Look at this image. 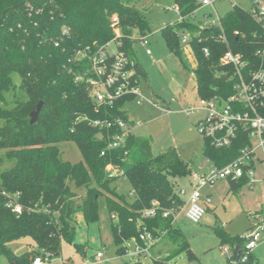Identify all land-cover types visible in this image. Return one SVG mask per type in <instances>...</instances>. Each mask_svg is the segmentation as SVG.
Segmentation results:
<instances>
[{
	"label": "trees",
	"instance_id": "trees-1",
	"mask_svg": "<svg viewBox=\"0 0 264 264\" xmlns=\"http://www.w3.org/2000/svg\"><path fill=\"white\" fill-rule=\"evenodd\" d=\"M136 1L0 0V188L21 207L20 214L12 213L6 208L8 198L0 195V257L9 264H32L42 252L51 259L58 257L61 242L73 239L78 215L87 225L97 222L100 195L106 199L116 256H123L126 244L139 243V235L146 230L158 241L167 237L174 246L164 257L152 258V264H174L181 255L188 261L197 260L174 224V215L183 205L174 181L189 176V165L174 148L153 155L149 140L131 135L124 148H109L111 132L90 122L119 118L130 123L124 105L134 97L122 98L111 108L97 109L88 87L75 82L76 66L68 63L76 50L101 46L115 38L112 18L120 28V50L129 57L132 31L142 35L149 32ZM172 1L180 20L164 28L162 35L183 69H187L181 51L184 47L177 33L185 30L190 35L188 45L197 63L192 73L200 100L227 101L233 96L232 68L220 64L226 50L264 69V56L254 55L264 32L248 11L235 5L219 18V26L202 27L190 23L201 7L198 0ZM63 28L69 29V35L54 47ZM134 68L139 79H145L138 63L134 62ZM38 102H42L41 111L37 122L30 125L29 115ZM239 137L241 140L225 149H215L204 141L203 156L213 166L223 167L247 144L245 133ZM68 142L80 152L77 164L60 158L59 146ZM114 170L122 174L111 175ZM118 177L129 181L133 201H127L111 186ZM245 181L229 182L227 193L239 190ZM152 202L157 204L156 216L143 218V211ZM162 212L169 215L163 218ZM14 241H25L29 249L15 255L8 246ZM243 242L232 241V246L241 247L235 264H251L248 254L241 261L245 256ZM75 245L79 252H85V246ZM232 260L231 256L230 264Z\"/></svg>",
	"mask_w": 264,
	"mask_h": 264
},
{
	"label": "rangeland",
	"instance_id": "rangeland-1",
	"mask_svg": "<svg viewBox=\"0 0 264 264\" xmlns=\"http://www.w3.org/2000/svg\"><path fill=\"white\" fill-rule=\"evenodd\" d=\"M209 1L213 5L202 6L195 11L190 18L191 24L205 27L207 23L230 12L235 5L244 10H249L251 7V0ZM135 7L147 20L149 32L142 35L137 30H133L131 35L132 44L129 57L141 66L145 74V79L140 78L138 85L140 97L137 96L125 104L129 120L140 122V125L132 130L131 136L151 141L153 155L163 153L170 146L174 147L183 161L191 162V168L194 172L198 174L207 173L211 168L210 164L200 170V166L205 163L203 156L205 144L202 136L196 130V124L203 118L204 113L196 112L189 115L188 119L192 127L191 130L184 132H181V128H179L180 123L183 122L180 118L177 119L179 122L177 129L172 130L170 127H166L164 132H162L160 122L155 119L158 113L166 110L164 106L167 104L172 111L177 112H182L185 104L200 107L192 73L197 63L191 49L182 48L181 50L183 60L187 66V69H183L168 49L162 35V30L178 22L180 16L175 10L172 0H137ZM112 20L113 34L115 32L120 34L116 19L112 18ZM177 34L180 39L184 36L190 39V35L185 30L179 31ZM142 37L147 38L148 45L146 47L140 44L139 40ZM146 50H149L151 55H146ZM115 51L116 43L112 42L107 48V52L112 54ZM141 98L143 100L138 104ZM59 148L60 158L63 162L74 165L81 161L80 152L74 143H63ZM263 178V168L259 166L256 171L258 184L254 191H249L247 186H243L239 190L231 191L228 194L226 192L229 183L225 181L216 182L205 187L200 191V195H209L211 203L209 210L206 211L199 224L185 221L182 212H178L174 221L175 226L181 230L197 260L188 261L184 255H181L176 258L174 264H230L232 241L243 239L248 233L254 221L250 218V214H258L264 211ZM111 186L127 201L134 200V196L131 194V185L126 178L118 177L111 183ZM180 188L186 191V194L181 196V199L186 201L190 190L188 177L180 178L177 184L174 183L176 192ZM96 215L97 222L88 225L83 217L78 215L77 228L72 241L63 240L59 256L49 261H43L42 264H61L57 262L58 258L62 259V263L84 264L86 259L81 255L75 244L86 247L84 250H86L87 257L100 251L103 253V260L109 262V264L127 261L124 256L118 257L115 254L111 219L104 195H100L97 199ZM257 240L259 242L260 237ZM246 243L247 241H244L243 245ZM128 244L131 246V242ZM8 246L15 255L29 249L25 241H14ZM223 248L229 250L228 255L223 253ZM173 249L174 246L170 243V240L164 237L152 246L150 257L140 258L141 262L152 264V258L164 257ZM248 255L251 264H264V243H259ZM0 264L9 263L6 258L0 257Z\"/></svg>",
	"mask_w": 264,
	"mask_h": 264
},
{
	"label": "built area",
	"instance_id": "built-area-1",
	"mask_svg": "<svg viewBox=\"0 0 264 264\" xmlns=\"http://www.w3.org/2000/svg\"><path fill=\"white\" fill-rule=\"evenodd\" d=\"M198 1L201 7L213 5L209 0ZM175 10L177 11L176 8ZM246 11L250 13L264 32V0H251V7ZM219 18L217 17L216 20L207 23L206 26H219ZM237 34L235 33V35ZM68 35L69 29L63 28L60 40L53 42L54 47H59L61 40ZM114 36L112 41L104 45L94 44L80 48L68 59V63L76 66L75 82L85 84L88 87L91 100L97 109L99 107L111 108L115 102L128 96L140 97L138 92L140 79L136 74L134 61L120 50L119 34L115 32ZM180 40L184 48H189V39L186 36ZM139 41L143 47L148 45L146 37H142ZM220 41L226 42L223 36L220 37ZM112 42L116 43V51L109 54L107 48ZM203 52L205 56L208 55L206 49ZM146 55H151V52L146 50ZM254 55L257 57L264 56V39ZM220 64L232 68V77L235 78L233 96L227 101L218 98L200 100V107H188L184 109V112L188 115L196 112L204 113L203 118L196 124V130L209 146L215 149L230 148L241 140L239 134L242 132L245 133L247 144L240 147L237 157L223 167L212 166L207 173L191 172L189 174V195L186 201H182V207L176 211L174 221L178 212L185 211V218L188 222L200 223L206 212L204 205L210 203L208 197L201 199L200 191L202 188L220 181L236 183L245 179V186L248 190L253 191L257 184L256 171L259 166L263 168L264 174V114L260 113L261 110H264V69L261 64L254 67L245 61L241 55L234 54L230 50H226L221 56ZM142 100L141 98L138 104ZM90 125L111 132L109 144L111 149L124 148L133 127L131 123L119 118L97 119L91 121ZM121 174L118 170L111 173L113 176ZM176 193L181 199L186 191L180 188ZM0 195L8 198L6 208L14 214L21 213L20 205L14 199H10L9 195L1 188ZM156 212L157 204L152 202L150 208L143 211L142 217L153 218L156 216ZM168 215V212H162L163 218ZM250 218L254 221L243 238L244 241H247L243 247L245 256L251 253L259 243H264V211L258 214H250ZM163 235L164 233H160V236ZM258 237H260L259 242ZM138 241L139 243L132 241L131 246L125 245L123 256L128 262H141L140 258L150 257L152 246L158 242L146 230L139 235ZM223 253L228 255L229 250L223 248ZM245 256L241 258V261L246 260ZM50 259L51 257L47 252H42L32 260V264H42L43 261ZM94 263L107 264L103 260L102 252L99 251L94 255Z\"/></svg>",
	"mask_w": 264,
	"mask_h": 264
},
{
	"label": "crops",
	"instance_id": "crops-1",
	"mask_svg": "<svg viewBox=\"0 0 264 264\" xmlns=\"http://www.w3.org/2000/svg\"><path fill=\"white\" fill-rule=\"evenodd\" d=\"M195 91H196V87H195ZM199 101H200V99H199ZM126 104V103H125ZM188 107H195V106H192V105H189V104H185V106H184V109H186V108H188ZM164 108L166 109L164 112H160V113H158V115H157V117L155 118L156 119V121H158V122H160V124H161V126H162V129H163V131L162 132H164L165 131V128L166 127H170L172 130L174 129L175 130V128L177 129L178 128V125H179V122H178V120L177 119H181V120H183V122H181L180 123V127L179 128H181V132L183 131H188V130H191V127H192V124H191V122H190V120L188 119V114L186 113V112H184V109L182 108V112H177V111H172L171 109H170V107H169V105L167 104V105H165L164 106ZM124 110L126 111V108H125V105H124ZM126 114H127V111H126ZM191 115V114H190ZM127 119H128V121L132 124V130L135 128V127H137V126H139L140 125V122H134L133 120H129V118H128V116H127ZM174 121H176V122H174ZM183 125V126H182ZM182 126V127H181ZM132 130H131V132H132ZM151 146H152V142L150 141V149H151ZM168 148H174V147H168ZM175 149V148H174ZM176 150V149H175ZM152 152V151H151ZM153 154V153H152ZM179 155V154H178ZM180 157V156H179ZM205 158V157H204ZM185 162V161H184ZM185 163H187V162H185ZM188 165H189V167H190V169H191V172H194L193 170H192V168H191V162H189V163H187ZM207 164H210L211 165V167L213 166L212 164H211V162H209L206 158H205V163L204 164H202L201 166H200V170L201 169H203ZM204 174V173H203ZM188 177V176H187ZM179 179H176L175 181H174V183L175 184H177V181H178ZM226 182V181H225ZM188 183H189V180H188ZM227 183H229V182H227ZM258 184V183H257ZM257 184H256V186H257ZM245 186V185H244ZM256 186H255V188H256ZM177 187H178V185H177ZM243 187V186H242ZM205 188V187H204ZM204 188H202L201 190H203ZM248 189V188H247ZM254 190H256V189H254ZM253 190V191H254ZM250 191V190H249ZM227 192H228V190H227ZM226 192V193H227ZM209 198L210 199V196L209 195H207V194H205V195H201V199L203 200V199H205V198ZM183 201V200H182ZM202 203V202H201ZM210 203H211V200H210ZM210 203L209 204H207V205H204V207H205V210L207 211V210H209V208H210ZM206 213V212H205ZM182 214H183V217H184V220L185 221H187V219L185 218V211H182ZM188 222V221H187ZM174 224H175V222H174ZM86 248V247H85ZM81 253V252H80ZM81 255L86 259L85 260V262H84V264H93L94 263V255H91V256H89V257H87V255H86V250H85V252L84 253H81ZM57 262L58 263H61V264H69V263H62V259L61 258H58L57 259ZM107 264H109V262H107Z\"/></svg>",
	"mask_w": 264,
	"mask_h": 264
},
{
	"label": "water",
	"instance_id": "water-1",
	"mask_svg": "<svg viewBox=\"0 0 264 264\" xmlns=\"http://www.w3.org/2000/svg\"><path fill=\"white\" fill-rule=\"evenodd\" d=\"M41 108H42V102H38V104L35 106V108L32 110V112L29 115V117H30L29 124L30 125H34L37 122V118H38V115L41 111ZM240 250H241V247L239 245H234L232 247V257H233L232 262H233V264H235L238 261L239 256H240Z\"/></svg>",
	"mask_w": 264,
	"mask_h": 264
}]
</instances>
